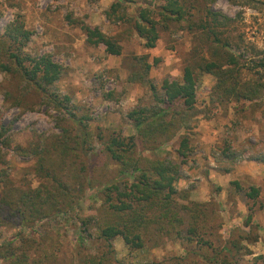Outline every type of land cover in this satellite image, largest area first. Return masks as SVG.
<instances>
[{
  "label": "trees",
  "instance_id": "obj_1",
  "mask_svg": "<svg viewBox=\"0 0 264 264\" xmlns=\"http://www.w3.org/2000/svg\"><path fill=\"white\" fill-rule=\"evenodd\" d=\"M238 1L230 0L234 5ZM242 1L243 6L255 9L252 4L259 2ZM211 2L115 0L105 12L111 24L128 25L145 50L155 49L164 31L194 36L192 60L181 80L166 79L160 88L151 78L159 59L152 63L150 55L124 57L127 82L147 87L152 95L149 104L125 115L136 130L131 136L122 130L93 129L90 111L56 90L64 67L50 54L30 52L33 32L24 17L17 14L7 25L0 34L3 106L22 114L47 107L57 114L58 132L36 134L28 147H14L19 156L33 159L37 187L18 186L7 160L0 159V235L4 230L17 233L0 245V264H64L47 246V238L36 233L41 224L74 213L89 194L98 205L81 225L97 232V239L106 244L109 254L114 253L112 243L121 238L132 253L180 243L187 256L199 258L192 264H264V254L255 256L247 246L259 241L251 208L245 222L234 226L226 238L222 235L221 203L214 198L192 201L190 193L177 186L182 166L194 153L192 131L200 114L197 93L202 77H215L211 101L220 105L264 99V53L240 34L239 17L214 10ZM131 8L135 9L133 15ZM66 21L84 33L88 46L103 47L109 56H123L122 37L110 36L73 13ZM7 132L3 127L2 136ZM166 145L173 147L178 160L158 156ZM2 148H13L11 141L6 139ZM232 184L249 201L261 195L259 187L246 189L240 182ZM84 240L79 237L81 247ZM247 257L252 258L248 263ZM186 259L172 258L158 264H191ZM106 262L84 249L78 251V264Z\"/></svg>",
  "mask_w": 264,
  "mask_h": 264
},
{
  "label": "rangeland",
  "instance_id": "obj_2",
  "mask_svg": "<svg viewBox=\"0 0 264 264\" xmlns=\"http://www.w3.org/2000/svg\"><path fill=\"white\" fill-rule=\"evenodd\" d=\"M114 2L0 0V34L4 33L17 14H21L27 28L33 32L30 52L50 54L64 67V75L57 83L56 90L70 97L75 105L90 111L93 129L122 130L125 136H131L136 130L125 120V115L138 106L149 104L152 95L147 87L127 82L129 72L123 67L124 57L150 55L152 63L159 59V64L151 71V78L160 88L166 79L181 80L184 68L192 60L194 36L187 32L164 31L157 47L145 50L142 40L129 32L128 25H114L106 19L105 12ZM259 2L252 4L257 9L243 6L242 0L236 5L230 0H213L210 5L232 18L239 17L237 27L240 34H243L248 44L255 45L264 53V0ZM134 11L131 8L132 15ZM70 13L110 36L122 37L123 56H109L103 47L88 46L84 33L68 25L66 16ZM215 84V77L207 74L199 84L197 109L200 114L192 131L194 153L181 169V177L190 182L185 189L179 188L178 183L177 186L180 191L190 193L192 201L209 202L214 198L221 203L220 214L224 223L222 235L226 238L234 226L245 222L251 208L259 241L247 246L255 256L261 255L264 254V99L254 103L220 105L211 101ZM56 115L47 107H37L35 111L24 114L16 109H6L0 94V159L7 160L10 175L18 186L31 184L37 187L38 180L33 175V159L19 156L14 147H28L36 134L58 132L54 120ZM3 127L8 128L5 136H2ZM6 139L11 141L13 148H2ZM158 156H171L178 160L171 145L164 146ZM188 167L195 168L194 174L197 175H203L205 168L214 175L223 176L227 172L231 175L225 180H221L218 175L208 180L205 174V182L202 183L200 179H192L187 174ZM234 182H240L246 189L259 187L260 197L255 201L247 200L244 194L238 193L232 184ZM90 195L74 213L59 216L50 224H41L36 233L37 237L47 238V246L57 253L64 264H78L80 249L102 257L107 261L106 264H158L178 257H187L186 263L191 264L199 260L193 255L187 256L180 243H166L156 249L145 248L132 253L121 238L112 243L114 253L109 254L106 244L97 239V232L92 229L87 231L81 225L82 219L92 214L93 207L98 205L94 195ZM204 198L207 200L204 201ZM16 234V231H2L0 245L13 239ZM79 237L85 239L82 247ZM251 259L247 257L246 262Z\"/></svg>",
  "mask_w": 264,
  "mask_h": 264
},
{
  "label": "crops",
  "instance_id": "obj_3",
  "mask_svg": "<svg viewBox=\"0 0 264 264\" xmlns=\"http://www.w3.org/2000/svg\"><path fill=\"white\" fill-rule=\"evenodd\" d=\"M201 164V163H200ZM205 164V163H204ZM206 166V165H205ZM201 167H203V165H201ZM204 168V167H203ZM187 174L189 175V176H191V178L192 179H200L201 180V182L203 183V182H205V179H204V176H206V177H208V180H213L214 178H216V176L218 175V174H216V175H214V173L212 172V171H209L208 169H206L205 168V173H203V175H197L196 173L194 174V172H195V168L194 169H190L189 167L187 168ZM206 174V175H205ZM231 174L229 173V172H227L226 174H224L223 176H221V175H218V177L220 178L221 177V180H225L226 179V177H228V176H230ZM186 178H182L181 176H180V181H178V186H179V188H182V189H185V188H187L188 187V183L190 182V180L188 179V180H185ZM207 200V198H204V201H206Z\"/></svg>",
  "mask_w": 264,
  "mask_h": 264
}]
</instances>
